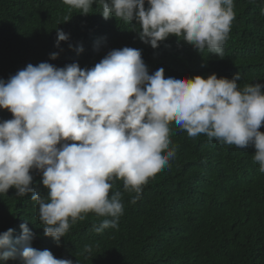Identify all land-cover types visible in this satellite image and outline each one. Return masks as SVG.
Instances as JSON below:
<instances>
[{"label":"clouds","instance_id":"1","mask_svg":"<svg viewBox=\"0 0 264 264\" xmlns=\"http://www.w3.org/2000/svg\"><path fill=\"white\" fill-rule=\"evenodd\" d=\"M70 10L88 15L93 4L105 20L131 24L138 38L157 49L175 36L193 49L223 58L235 19L233 0H63ZM147 3L148 7H145ZM72 17L65 16L64 23ZM55 47L69 41L56 29ZM73 46L69 44L71 49ZM62 51V49H60ZM83 52V47L77 49ZM59 53L51 54L57 59ZM217 78H165L163 68L149 73L140 49H113L91 68L76 62L57 67L29 63L6 81L0 79V109L12 119L0 121V194L10 188L16 197L31 193L39 206L45 237L60 247L70 222L94 213L103 219L96 233L117 228L124 205L113 182L123 181L135 203L150 178L169 166L170 124L189 137L205 134L209 141L255 148L254 163L264 173V84ZM41 175L43 190L33 184ZM0 233V260L19 264H73L48 250L32 247L35 234L28 221ZM85 245L84 252H92ZM77 264V261H76Z\"/></svg>","mask_w":264,"mask_h":264},{"label":"trees","instance_id":"2","mask_svg":"<svg viewBox=\"0 0 264 264\" xmlns=\"http://www.w3.org/2000/svg\"><path fill=\"white\" fill-rule=\"evenodd\" d=\"M233 3L235 19L221 59L207 49L198 52L178 43L175 36L153 49L138 38L135 21L131 25L114 17L105 20L98 4L81 15L63 0H0V79L6 81L29 63L64 67L76 62L91 68L111 50L130 47L141 50L150 74L163 68L165 78L207 79L216 74L231 79L239 73L240 88L264 84V0ZM65 16L72 18L64 23ZM57 28L70 37L61 42L62 51L55 47ZM80 46L83 52L78 53ZM54 52L59 55L52 60ZM12 118L0 109V121ZM169 127L175 157L148 180L135 203L131 201L136 194L125 191L122 180L113 182L109 195L119 191L124 205L117 228L96 233L93 225L112 218L87 213L85 219L70 222L57 247L44 236L31 193L16 197L10 188L0 194V233L11 228L15 238L26 220L35 234L32 247L48 249L73 264H264V173L253 161L255 148L209 141L205 134L189 137L174 123ZM259 131L264 133V126ZM30 174L46 194L41 175ZM85 245L92 246L91 253L84 252Z\"/></svg>","mask_w":264,"mask_h":264}]
</instances>
